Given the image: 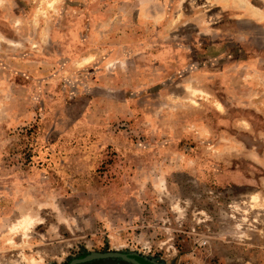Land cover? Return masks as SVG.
<instances>
[{
  "label": "rangeland",
  "instance_id": "rangeland-1",
  "mask_svg": "<svg viewBox=\"0 0 264 264\" xmlns=\"http://www.w3.org/2000/svg\"><path fill=\"white\" fill-rule=\"evenodd\" d=\"M0 264H264V0H0Z\"/></svg>",
  "mask_w": 264,
  "mask_h": 264
},
{
  "label": "water",
  "instance_id": "water-1",
  "mask_svg": "<svg viewBox=\"0 0 264 264\" xmlns=\"http://www.w3.org/2000/svg\"><path fill=\"white\" fill-rule=\"evenodd\" d=\"M120 253L117 252H107V253H93L90 254L88 257H92V258H103V257H109V256H119ZM84 260V259H81Z\"/></svg>",
  "mask_w": 264,
  "mask_h": 264
},
{
  "label": "bare ground",
  "instance_id": "bare-ground-1",
  "mask_svg": "<svg viewBox=\"0 0 264 264\" xmlns=\"http://www.w3.org/2000/svg\"><path fill=\"white\" fill-rule=\"evenodd\" d=\"M242 5H244V4H242Z\"/></svg>",
  "mask_w": 264,
  "mask_h": 264
}]
</instances>
